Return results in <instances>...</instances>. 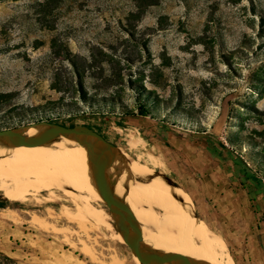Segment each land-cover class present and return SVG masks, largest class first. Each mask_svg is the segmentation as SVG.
Segmentation results:
<instances>
[{
	"label": "rangeland",
	"instance_id": "374dc122",
	"mask_svg": "<svg viewBox=\"0 0 264 264\" xmlns=\"http://www.w3.org/2000/svg\"><path fill=\"white\" fill-rule=\"evenodd\" d=\"M136 98L149 116L136 115ZM102 101L115 113L66 119ZM38 122L98 131L154 176L146 181L177 189L215 260L264 264V200H250L232 156L214 158L181 134L233 141L264 184V0H0V129ZM54 193H39L40 204L0 199V264H128L106 222L98 235L49 218L71 207Z\"/></svg>",
	"mask_w": 264,
	"mask_h": 264
},
{
	"label": "bare ground",
	"instance_id": "6f19581e",
	"mask_svg": "<svg viewBox=\"0 0 264 264\" xmlns=\"http://www.w3.org/2000/svg\"><path fill=\"white\" fill-rule=\"evenodd\" d=\"M116 149L124 155L128 169L123 190L130 202V222L133 229L147 237L151 245L162 251H172L186 258L203 260L206 264H227L215 260V242L198 224L194 213L188 210L187 202L177 189L171 184L163 183L164 181H146L154 176L126 151ZM99 170L104 177L113 180L120 178V168L110 159L102 158ZM55 191L60 192L71 207L62 206L58 213L53 209H47L49 218L60 217L67 223L75 224L80 231L92 230L98 235L99 227L103 224L99 225L97 222H106L103 227L107 226L111 238L117 240L107 212L102 207L92 204L101 203V198L97 190L82 175L81 155L75 145L61 138L38 149L0 154L2 201L23 204L32 196L36 198L35 202L40 204L42 200L37 198L39 193L47 192L49 198L47 201L58 200L59 196L55 195ZM44 221L38 216H32V222L42 229L66 232L57 231ZM98 237L100 239L101 236ZM200 243L202 252L196 255L195 251ZM80 245L86 257L92 261L98 259L92 248L83 242ZM63 258L58 260L57 264H82L73 257L66 260ZM128 264L138 263L132 257Z\"/></svg>",
	"mask_w": 264,
	"mask_h": 264
},
{
	"label": "water",
	"instance_id": "95a60500",
	"mask_svg": "<svg viewBox=\"0 0 264 264\" xmlns=\"http://www.w3.org/2000/svg\"><path fill=\"white\" fill-rule=\"evenodd\" d=\"M70 119L75 118L69 117L68 120ZM181 134L189 138L207 136L188 132ZM61 138L78 148L83 177L99 193L117 241L130 250L138 264H206L203 260L186 258L172 251H162L133 229L130 222V202L123 190V183L128 177L124 156L91 128L85 125L66 127L38 122L3 130L0 131V154L38 149ZM102 158L110 159L120 168L118 180L104 177L100 173L99 164Z\"/></svg>",
	"mask_w": 264,
	"mask_h": 264
},
{
	"label": "trees",
	"instance_id": "16d2710c",
	"mask_svg": "<svg viewBox=\"0 0 264 264\" xmlns=\"http://www.w3.org/2000/svg\"><path fill=\"white\" fill-rule=\"evenodd\" d=\"M84 101V104H86V99L82 98ZM107 104L106 103H101V106L98 105V103H94V104H89L86 105V109L87 112L90 109V112H88V114L84 111H80L78 113H76V116H71L74 117L75 119L77 118H83L86 115L88 116H94V115H103V114H114V108H109L106 110ZM110 107V106H109ZM135 107H136V115L138 116H142V117H147L149 116V110H148V106H146L145 104H142L141 99L136 98L135 100ZM125 116H131L134 115L133 111H129L127 110L126 112H124ZM68 118L70 117V114L67 116ZM66 118V119H68ZM50 122V121H48ZM25 126V125H24ZM16 127H20V125L18 126H12V127H8V128H3L0 129V131L3 130H9L12 128H16ZM71 127V126H70ZM201 134H205V133H201ZM207 136H204L200 139H203L207 145L206 149L207 152L214 158H221L223 155L225 156H232V169L235 173V175L239 178L240 182H241V186L243 187L244 190H246V193L248 195V197L250 198V200L252 202L255 201V199L258 196H261L262 199L264 200V184L262 182V179L259 178L256 174L255 171H253L251 168H249L248 164L245 162V160L243 159V157L241 155H239L236 150H234V143L233 141L229 140L228 143L231 146V148H226L225 146H223V144H221L220 142H215L214 139L212 138V136H210L209 134H205Z\"/></svg>",
	"mask_w": 264,
	"mask_h": 264
},
{
	"label": "crops",
	"instance_id": "0c3cea01",
	"mask_svg": "<svg viewBox=\"0 0 264 264\" xmlns=\"http://www.w3.org/2000/svg\"><path fill=\"white\" fill-rule=\"evenodd\" d=\"M90 128V127H89ZM92 129V128H91ZM92 130H94V129H92ZM95 132H97V133H99L98 131H96V130H94ZM100 134V133H99Z\"/></svg>",
	"mask_w": 264,
	"mask_h": 264
}]
</instances>
